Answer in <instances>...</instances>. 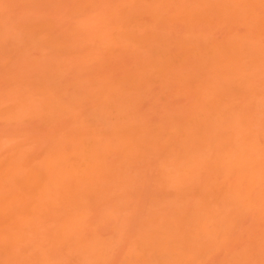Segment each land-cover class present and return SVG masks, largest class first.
<instances>
[{"label":"rangeland","instance_id":"374dc122","mask_svg":"<svg viewBox=\"0 0 264 264\" xmlns=\"http://www.w3.org/2000/svg\"><path fill=\"white\" fill-rule=\"evenodd\" d=\"M222 2L0 0V264H264V183L255 203L244 191L257 207L240 216L216 193L200 202L221 182L215 142L181 152V135L164 139L195 101L226 91L235 105L222 124L244 136L221 124L233 140L221 145L251 132L264 152V0ZM231 40L241 59L213 69L210 46ZM201 203L206 224H229L224 240L209 223V239L198 235ZM171 234L175 251L162 247Z\"/></svg>","mask_w":264,"mask_h":264},{"label":"bare ground","instance_id":"6f19581e","mask_svg":"<svg viewBox=\"0 0 264 264\" xmlns=\"http://www.w3.org/2000/svg\"><path fill=\"white\" fill-rule=\"evenodd\" d=\"M225 0H223V2H224ZM236 1V0H235ZM222 2V3H223ZM242 2H244V1H242ZM248 3V2H247ZM253 2H251V4H252ZM255 3V2H254ZM253 3V4H254ZM217 4V3H216ZM221 4V3H220ZM228 4H229V2H228ZM231 4V3H230ZM259 4H260V2H259ZM221 5H223V4H221ZM234 5V4H233ZM235 5H236V3H235ZM261 5H264V4H261ZM215 6V5H214ZM232 6V5H231ZM240 6V5H239ZM251 6V5H250ZM219 7V6H218ZM221 7V6H220ZM224 7H225V5H224ZM234 7V6H233ZM226 8H227V6H226ZM229 9H231L230 7H229ZM237 9V8H236ZM221 10V9H220ZM227 10V9H226ZM235 10V9H234ZM225 12V11H224ZM238 12V11H237ZM234 13H236V12H234ZM222 14V13H221ZM238 14V13H237ZM223 15V14H222ZM227 41V40H226ZM226 41H225V43H226ZM232 41V40H231ZM229 42V44L227 43V45H224V47H222V48H220V49H214V48H216V45H217V43L215 44V45H212V46H210V48L211 47H213L214 46V48H212L213 50H215L216 51V53H217V51H218V53L220 54H217V56H218V58H220L221 60H219L218 59V61H216V59H215V61H214V58H212L213 57V55L215 56L216 55V53L215 54H213L211 57H209L210 59H208L209 61H211L212 59H213V69H220V68H225V67H228V68H225V70L227 69V70H229V66H230V69H231V66L232 67H234V65H236L237 63V60L238 59H241V58H239V56L238 55H236L237 53L238 54H240L241 52L239 51H237V53H235L234 54V52L233 51H235L236 49H237V47H238V45H237V47L235 48V50H234V48H233V50H232V47H233V45H235L234 43H235V40L234 41H232V42ZM234 42V43H233ZM237 42V41H236ZM224 43V44H225ZM233 44V45H232ZM237 44V43H236ZM220 45H222V44H220ZM219 46V45H218ZM209 48V49H210ZM218 48V47H217ZM212 49L210 50V52H214V51H212ZM239 49H241V47L239 48ZM197 50H199V48H197ZM209 52V51H208ZM210 52L208 53L209 54V56L211 55L210 54ZM221 52V53H220ZM236 52V51H235ZM202 53H204L203 51H202ZM203 57V56H202ZM205 57V56H204ZM241 57V56H240ZM212 58V59H211ZM216 58V57H215ZM155 60H157V59H155ZM205 60H207L206 58H205ZM160 62V61H159ZM165 62V61H164ZM207 62V61H206ZM205 62V63H206ZM239 62H240V60H239ZM239 62H238V64H239ZM163 63V62H162ZM167 63H168V61H167ZM212 63V62H211ZM236 63V64H235ZM157 64V63H156ZM164 65V64H163ZM167 65V64H166ZM227 65V66H226ZM156 66V65H155ZM166 67V66H165ZM159 68V67H158ZM157 68V69H158ZM237 68V67H236ZM239 69V68H238ZM196 86V85H195ZM242 86V85H241ZM240 86V87H241ZM243 87V86H242ZM248 87V86H247ZM196 88H198L197 86H196ZM243 89V88H242ZM242 89H240V90H242ZM246 89V88H245ZM244 89V90H245ZM237 91H239V88L238 89H236ZM230 91V90H229ZM233 91V90H232ZM198 93V92H197ZM203 93H205V91H203ZM220 94H221V92H219ZM225 93V95H223ZM223 94H222V98H220L217 102L215 101V103H214V100H211V102H213V103H211L210 105H208V107H206L207 105L204 103V105H206V106H202L201 104H203V102L201 101V100H198V101H195V103H194V105H193V108H192V110L190 111V116H187V120L185 119V121L183 120H181V122H178V124H176V126L174 125V127L172 126V127H170L166 132H167V135L164 137V139L166 140V142H165V144L167 143V142H169L171 139L173 140H175V138L177 137L178 138V136L179 135H181L177 140H175V142L176 141H178V143H180L181 142V140H182V142L180 143V144H182V149H184V150H182L181 149V152L182 151H186V149H189V147L188 146H194V145H199V147H201L200 146V144H198V143H202V144H205V143H208V144H212V142H215V146L217 147H213L214 149H216V151H217V153H216V151H214V156H216L215 157V159H212L213 161H209V164H213L214 165V168H213V170H215L216 172H212V173H218V174H220V176H221V182H217L216 181V183L217 184H215V185H212V184H214V182H212V184L210 183V184H208L207 185V187H204V189H202V190H204V193H201L202 194V196H200L199 198L201 199H199L200 200V202H204V200H206L207 199V194L208 193H213V197H214V195H218V197L220 198L219 199V202L221 201H223V203H226V204H221V205H227V203H229V201H230V208H231V210L234 212V213H241V210H242V213H244V210H245V206L246 207H248V208H250V210H252L253 209V207H257V205L255 206L254 205V201H253V199L254 198H257V199H259L258 197H260V199H261V197L262 198H264V191H262L261 192V194H262V196L260 195H258V193H259V191H261V189L259 190V188H261V186H262V189H264V185H261V183H264V167H260V165L259 166H257L256 164L254 165V163H252V161L251 160H253V158L255 157V159H258V157L260 158L261 156H264V152H262V154L261 153H259L258 151H259V149H260V147L261 146H257L256 144H254L255 143V141L252 143V141H253V139H255L254 138V134L252 135L253 137H251V135L250 134H252L251 132L250 133H248L247 135H249V137L248 136H246L245 138H244V140L243 139H241V136H244L243 134H241V132L239 131L240 130V128H239V130H238V128H235L234 127V125L235 126H237V124L236 123H238V122H233V124L231 125V127H233V128H228V125H230V124H226V125H224V124H222V122L224 123V121H222L223 120V118H225V117H227V119H225L227 122H229L230 121V117H229V115L232 113V110L233 109H230V108H228L226 105L227 104H230L229 102L230 101H228L229 100V98L231 97V99H232V102H233V99L235 98V97H233L232 98V96L233 95H231V92H230V94H226V91L224 92ZM228 93V92H227ZM233 93V92H232ZM202 94V93H201ZM200 93L198 94V95H195L196 97L198 96V97H200L199 95H201ZM205 94H207V93H205ZM204 94V95H205ZM233 94H235V93H233ZM242 94V93H241ZM203 95V94H202ZM204 95H203V98H204ZM208 95L211 97V94H209L208 93ZM231 95V96H230ZM207 96V95H206ZM208 96V97H209ZM212 96H213V94H212ZM215 96H217V95H215ZM220 96V95H219ZM237 96V95H236ZM238 96H240V94H238ZM242 96V95H241ZM244 96V95H243ZM202 98V97H201ZM201 98H199V99H201ZM218 98V97H217ZM240 98V97H239ZM204 99H207V97H205ZM210 99V98H209ZM216 99V98H215ZM237 100H236V102L238 101V98H236ZM196 100V99H195ZM202 102V103H201ZM235 102V101H234ZM234 102L232 103V104H234ZM232 104H230V106L232 105ZM235 105V104H234ZM233 106V105H232ZM232 106H231V108H232ZM236 106H237V104H236ZM235 108V107H234ZM188 114V115H189ZM221 124L222 125H224V126H226V128L228 129V130H230V132H228V130H227V132L229 133V135H231L230 133H231V129L232 130H234V129H236V130H234V131H236V133L237 132H239V135L241 134V136L239 137L240 139H238L237 137L239 136L238 134H234L233 135V139H234V141H236L237 139V141L236 142H233L234 144H233V148H230L229 150L228 149H226V147L228 148V146L230 147V145H228L227 143L229 142V140L232 138L231 136H228L227 135V137H225V135L223 136V135H219V131H218V128L221 126ZM223 126V127H224ZM245 129V128H244ZM220 130V129H219ZM222 130H224V128H222L221 129V131ZM242 130V129H241ZM218 131V132H217ZM234 131H232V133H234ZM244 131V130H243ZM223 132V131H222ZM226 133V132H225ZM228 133H226V134H228ZM244 133V132H243ZM221 134V133H220ZM245 134V133H244ZM238 135V136H237ZM156 136H157V134H156ZM231 137V138H230ZM236 137V138H235ZM247 137H248V139H247ZM183 138V139H182ZM253 138V139H252ZM262 138H264V137H262ZM179 139H181L180 141H179ZM247 139V140H246ZM252 141H251V140ZM135 140V139H134ZM165 140H163V141H165ZM169 140V141H168ZM240 140V141H239ZM242 140L243 141H245V142H242ZM250 140V141H249ZM257 140V139H256ZM232 141L233 140H231V142H229V143H232ZM240 142V143H239ZM132 143V142H131ZM134 143H135V141H134ZM228 145H226V144ZM162 144V143H161ZM165 144H163V146H166L167 144H169V143H167L166 145ZM170 144H171V141H170ZM208 144H206L207 146H204L205 148L207 147V149H208V147L209 146H211V145H208ZM217 144H219V145H217ZM224 145L225 144V146H224V148H223V146L222 145ZM258 144V143H257ZM221 145V146H220ZM256 145V146H255ZM178 146V148H181V147H179V146H181V145H177ZM184 147V148H183ZM188 147V148H187ZM197 147V146H196ZM198 147V148H199ZM203 147V148H204ZM220 147H222V149L221 150H219L220 149ZM259 147V149H256V148H258ZM203 148H201V150L203 149ZM204 148V149H205ZM219 148V149H218ZM167 149H168V147H167ZM192 148L190 147V150H191ZM193 149H194V147H193ZM197 149V148H196ZM211 149H212V147H211ZM258 150L257 152H255V150ZM190 150H187L188 151V153L187 154H191L190 153ZM213 150V149H212ZM262 150V149H261ZM260 150V151H261ZM194 151V150H193ZM203 151V153L205 152L204 150H202ZM206 152H207V150H206ZM206 152H205V154H206ZM210 152H211V150L210 151H208V156L209 155H211V154H213L212 152H211V154H210ZM257 154V156H255L254 154ZM186 154V153H185ZM192 154H194V153H192ZM182 155H184V154H182ZM182 155H180V156H182ZM184 156H186V155H184ZM188 156V155H187ZM205 156H207V155H205ZM214 156L212 155V157L214 158ZM190 157V159H191V157H192V155H190L189 156ZM196 157V156H195ZM199 157V156H198ZM200 157H202V155H200ZM204 157V156H203ZM209 157H211V156H209ZM209 157L207 158V159H209ZM211 157V158H212ZM181 158V157H180ZM205 158V157H204ZM205 158V159H206ZM261 158H264V157H261ZM261 158L258 160V161H260L261 160ZM186 159V158H185ZM184 158H183V160H185ZM198 159L200 160V159H202V158H197L196 157V159L194 160L195 161V163H196V161H198ZM206 159V160H207ZM183 160H182V162H183ZM189 160V159H188ZM186 161V160H185ZM251 163H250V162ZM211 162V163H210ZM213 162V163H212ZM262 162H264V161H262ZM262 162H260V163H262ZM199 163H201V162H199L198 161V165H199ZM204 163V167H205V165L207 164L206 162H202V164ZM206 163V164H205ZM184 164H185V162H184ZM191 164V163H190ZM202 164H201V166H202ZM251 164H253V166L251 165ZM258 164H259V162H258ZM187 164H185V166H186ZM193 165H196V164H193ZM198 165H196V166H198ZM262 165H264V164H262ZM82 166V165H81ZM189 166V165H188ZM200 166V165H199ZM207 166V165H206ZM257 166V167H256ZM92 167V166H91ZM207 167H210V165L209 166H207ZM211 167H213V166H211ZM210 167V168H211ZM90 168V167H89ZM94 168V167H93ZM187 168V167H186ZM189 168V167H188ZM201 168V167H200ZM203 168V167H202ZM208 169V168H207ZM74 170V169H73ZM77 171V170H76ZM92 171V170H91ZM206 171H208V170H206ZM186 175V174H185ZM219 176V175H218ZM219 176V177H220ZM216 177V176H215ZM198 178V177H197ZM211 179V178H210ZM215 179V178H214ZM187 181H189V180H187ZM210 181V180H209ZM208 181V182H209ZM213 181V180H212ZM197 182H198V180H197ZM177 183V182H176ZM192 183V182H191ZM193 184V183H192ZM196 184H198V183H196ZM177 185V184H176ZM187 185V184H186ZM204 185V184H203ZM202 185V186H203ZM259 185H261V186H259ZM198 186V185H197ZM258 186H259V188H258ZM181 187V186H180ZM195 187V186H194ZM255 187H256V189L258 190V192L255 190ZM192 188V187H191ZM252 188H254L253 189V193L251 194V192H249L250 194H249V197L252 199L251 201H253L254 203H253V205H251V201H250V204H248V205H246V203H249V202H247L248 201V199L250 200V198L248 197L247 198V195H248V193L247 194H245V192L246 191H251L252 190ZM196 189V188H195ZM183 190V189H182ZM197 190V189H196ZM245 191V192H244ZM199 191H197L195 194H197ZM202 192V191H201ZM256 192V193H255ZM184 193V192H183ZM207 193V194H206ZM216 193V194H215ZM246 195V196H244V194ZM206 194V195H205ZM243 194V195H242ZM254 194V195H253ZM198 195V194H197ZM209 195V194H208ZM256 195H258V197H256ZM212 196V195H211ZM211 196H209L208 198L210 199V198H212ZM244 197L243 199H245V197L247 198V199H245L244 201L246 202H244L243 201V199L241 198V197ZM251 196H253V197H251ZM255 196V197H254ZM196 197V196H195ZM202 197V198H201ZM206 197V198H205ZM217 197V196H216ZM217 197V198H218ZM215 198V197H214ZM209 199H207L208 201H209ZM222 199V200H221ZM207 200H206V202H207ZM218 201V200H217ZM225 201V202H224ZM228 201V202H227ZM210 202V201H209ZM218 202V203H219ZM220 202V203H221ZM241 202H243V203H245V205H243L242 203L240 204ZM258 202L260 203V205L258 204V203H256V204H258V207H260V208H257V209H259L260 211H258L256 208V210L255 211H257V212H259V213H261L260 215H261V219H264V202H260L259 200H258ZM199 203V202H198ZM211 203V202H210ZM212 203H213V200H212ZM217 203V205H219ZM232 203V204H231ZM204 205L206 204V203H203ZM202 203L195 209L196 210V212H195V210H194V212H193V217H194V220H193V222H196L197 224H198V226L197 227H199V229H200V232H201V234L199 233H197L199 236L200 235H203V237L202 236H200V238L202 237L203 239H205L204 237H206L207 235L205 234V233H203V232H205V230H206V228L208 227H206V225H209L210 224V227L209 228H211L212 227V223H209V219L207 220L208 222H207V224H206V216H208V215H206V213H208V212H206V210L204 209L205 208V206H207V204L204 206ZM240 206H239V205ZM196 205V204H195ZM234 205H236L235 206V208H236V210H235V208H233V206ZM220 206V205H219ZM241 206H242V208H241ZM243 206H244V210H243ZM227 207H228V205H227ZM233 208V209H232ZM239 208L241 209V210H239ZM192 209H194V208H192ZM247 209V208H246ZM210 210V209H209ZM208 210V211H209ZM250 210H248V211H250ZM254 210H252V211H254ZM177 211V210H176ZM193 211V210H192ZM191 211V212H192ZM231 211V212H232ZM236 211V212H235ZM245 211H247V210H245ZM179 213V212H178ZM239 216H240V214H238ZM173 216V215H172ZM191 216V215H190ZM191 216V217H192ZM190 217V218H191ZM183 218V217H182ZM187 218V217H186ZM231 218V216L228 218V220ZM184 219V218H183ZM231 220V222L233 221H235V220H232V219H230ZM192 221V220H191ZM224 221H226V220H224ZM262 221V220H261ZM182 222H183V220H182ZM163 223V222H162ZM189 223V222H188ZM195 223V224H196ZM209 223V224H208ZM214 223H216V222H214ZM218 224H219V222H217ZM221 223H223V221H221ZM230 223V222H229ZM174 224H176V222L174 223ZM179 223H177V225H178ZM227 224V223H226ZM215 225V224H214ZM213 225V226H214ZM224 226H223V228L224 229H222V227H221V225H215V226H217V227H213V229H212V231L214 232V230L216 229V228H219V227H221L220 228V230H221V232H220V230H219V233L220 234H222V235H220V234H218V232H216L217 233V236L218 237H222V239L224 240L225 238H223L224 236H226L227 235V232H225V231H227L228 230V226L227 225H229V224H227V225H225V224H223ZM219 226V227H218ZM225 226H227V228L225 227ZM176 227V226H175ZM177 227H180L179 225L177 226ZM215 228V229H214ZM166 229H168V228H166ZM192 229V228H191ZM226 229V230H225ZM194 229H192V231H193ZM209 230H211V229H209ZM217 230V229H216ZM222 230H225L224 232L222 231ZM191 231V232H192ZM218 231V230H217ZM229 231V230H228ZM164 232H165V230H164ZM164 232H163V234H164ZM194 232V231H193ZM196 230H195V234H196ZM208 232V231H207ZM211 231H209L208 233H210ZM178 233V232H177ZM177 233H176V235H177ZM183 233V232H182ZM224 233H226V235L224 234ZM180 234V233H179ZM185 234V233H184ZM194 234V233H193ZM189 235V234H188ZM191 235V234H190ZM210 235H212V234H210ZM210 235H209V237H210ZM220 235V236H219ZM224 235V236H223ZM262 235V234H261ZM165 236V235H164ZM178 236V235H177ZM177 236H175V234H171V235H167V236H165V237H162V239H163V241H164V243H163V245L164 246H162V247H168L169 249H170V251H171V248L173 249V251H175V245H173V247H172V244L174 243V241L176 240L174 237H177ZM213 236V235H212ZM180 237V236H179ZM165 238V239H164ZM206 238H208V237H206ZM188 239V238H187ZM209 239V238H208ZM207 239V240H208ZM185 240V239H184ZM183 240V241H184ZM206 239H205V241H207ZM182 241V242H183ZM189 240H187V242H188ZM190 241H192V240H190ZM198 241H199V238H198ZM210 241V240H209ZM212 241V240H211ZM218 241V240H217ZM216 241V242H217ZM262 241V240H261ZM184 242H186V241H184ZM194 242H195V240H194ZM176 243V242H175ZM190 243V242H189ZM198 243V242H197ZM215 243V242H214ZM194 244V243H193ZM192 244V245H193ZM201 244V243H200ZM206 244V243H205ZM204 244V245H205ZM216 244V243H215ZM177 245V244H176ZM196 245V244H195ZM181 246V245H180ZM198 246V245H197ZM171 247V248H170ZM190 247V246H189ZM188 247V248H189ZM196 247V246H195ZM179 248V247H178ZM195 249V248H194ZM194 249H191V250H194ZM180 251V250H179ZM185 251V250H184ZM198 251V250H197ZM176 252H177V250H176ZM189 252V251H188ZM165 253H168V252H165ZM173 253H175V252H173ZM184 253V252H183ZM207 253V252H206ZM170 254H172V252H170L169 254H167V255H169V257L170 256H175L174 254H172V255H170ZM176 254H179V253H176ZM182 254V253H181ZM186 253H184V254H182V256L183 255H185ZM144 255V254H143ZM142 255V256H143ZM200 255V254H199ZM203 255V254H202ZM178 256V258H179V255H177ZM186 256V255H185ZM188 256V255H187ZM144 257V256H143ZM176 257V256H175ZM189 257V256H188ZM188 257H187V259H188ZM194 257V256H193ZM174 259V257H171L170 259ZM182 258V257H181ZM241 258V257H240ZM185 259V258H184ZM187 259H185V261L187 260ZM242 259V258H241ZM165 260H167V258L165 259ZM169 260V259H168ZM174 260H176V259H174ZM172 261V260H171ZM191 261H193L192 259H191ZM190 261V262H191ZM187 262H189V261H187ZM165 263V262H164ZM178 263V262H177ZM233 263H236V262H233ZM174 264V263H173ZM179 264V263H178ZM181 264V263H180Z\"/></svg>","mask_w":264,"mask_h":264}]
</instances>
